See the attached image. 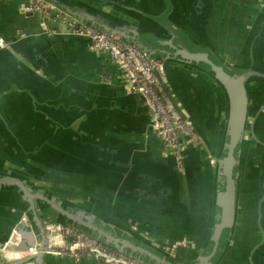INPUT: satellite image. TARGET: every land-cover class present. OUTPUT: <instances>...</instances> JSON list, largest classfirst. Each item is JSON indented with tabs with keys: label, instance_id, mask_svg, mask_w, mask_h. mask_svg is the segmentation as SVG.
Instances as JSON below:
<instances>
[{
	"label": "crops",
	"instance_id": "obj_1",
	"mask_svg": "<svg viewBox=\"0 0 264 264\" xmlns=\"http://www.w3.org/2000/svg\"><path fill=\"white\" fill-rule=\"evenodd\" d=\"M26 1L0 0V37L9 42L0 48V244L12 229L22 246L39 242L20 181L37 193L42 221H63L61 210L86 212L101 229L142 247L159 251L152 242L185 238L178 259L207 255L221 187L208 154L227 146L225 89L196 68L163 62L164 85L203 138L186 147L178 169L152 134L146 105L124 89L108 55L90 50L85 36L47 33L64 26L23 12ZM64 1L156 32L166 33L170 22L224 63L264 73V0ZM247 89L235 222L211 264H264V79L249 80ZM42 264L102 263L45 253Z\"/></svg>",
	"mask_w": 264,
	"mask_h": 264
},
{
	"label": "water",
	"instance_id": "obj_2",
	"mask_svg": "<svg viewBox=\"0 0 264 264\" xmlns=\"http://www.w3.org/2000/svg\"><path fill=\"white\" fill-rule=\"evenodd\" d=\"M48 1L68 15L75 17L78 21L94 24L104 31L117 35L121 40L136 45L138 48L151 55H160L162 58L161 60L167 64L191 66L200 72L206 73L225 89L228 99V115L223 145L225 144V140L228 142L226 147V144L224 145L225 149L223 147L218 152V155L214 156L215 163L218 167L216 171L219 180L218 184L221 186L220 189L216 191L217 207L219 209L218 221L214 223L211 229L209 239L210 251L207 255H197L193 261L187 262L177 257H171L162 250H152L151 246L142 247L101 229L97 224L91 221V215L86 212L61 210V218L63 221L60 220L58 223L66 224L67 222L77 225L81 230L88 233L94 232L97 238L103 240V243L112 244L118 250L128 248L130 253L137 252L138 254L145 255L153 261L152 264H211L220 246V241L222 238L230 236L235 222L238 166L240 163L238 147L240 148L241 143L247 135V125L250 118L247 82L253 79L263 80L264 73L252 69H243L236 64L230 65L224 63L222 59L217 57L214 53L192 43L180 32V30L170 25V22L167 23L168 26L160 24L166 29V33L161 31L156 32L157 30L153 27L141 29L133 22L121 20L115 15L98 8H85L78 4L67 3L64 0ZM120 80L124 87L123 80L121 78ZM161 87L178 114L181 117H186L180 112L177 103L163 82L161 83ZM127 92L138 97L146 105L150 125V113L146 102L139 94L130 91ZM200 137L203 141L201 135ZM16 183L25 195L24 199L28 203L30 215L38 228L39 235V242L36 243L37 252L21 261L32 259L34 264H42V257L46 253L47 239L43 221L41 220L42 213L37 211L33 201L37 193L30 191V189L25 187L23 182L16 181ZM39 197L47 201L44 197ZM47 203H49L50 206L52 205V202L50 203L49 200ZM52 206L55 207L54 209H58V206Z\"/></svg>",
	"mask_w": 264,
	"mask_h": 264
},
{
	"label": "built area",
	"instance_id": "obj_3",
	"mask_svg": "<svg viewBox=\"0 0 264 264\" xmlns=\"http://www.w3.org/2000/svg\"><path fill=\"white\" fill-rule=\"evenodd\" d=\"M23 12H29L43 19V23L58 21L65 27L52 30L46 27L47 33L66 32L85 36L89 39V49L106 53L117 67L119 77L127 91L137 93L146 102L150 113V129L158 138L167 153L171 154L176 167L183 166V153L188 145H198L202 139L188 117H181L162 90L164 77L163 61L136 45L121 40L117 35L104 31L98 26L68 15L48 0H27L22 5ZM62 27V26H61ZM9 42L0 37V48ZM209 162L215 163L214 157L208 154ZM21 216V220H25ZM47 244L46 253L64 255L73 261L87 255L99 260L102 264H149L137 256L106 246L99 238L92 236L73 224L43 221ZM153 244L171 257L177 256L180 247L188 246V240L181 238L167 245ZM37 252V244L22 246L17 229L0 244V258L4 260H23ZM23 264H31L29 260Z\"/></svg>",
	"mask_w": 264,
	"mask_h": 264
},
{
	"label": "trees",
	"instance_id": "obj_4",
	"mask_svg": "<svg viewBox=\"0 0 264 264\" xmlns=\"http://www.w3.org/2000/svg\"><path fill=\"white\" fill-rule=\"evenodd\" d=\"M153 56H155V55H153ZM155 57H157V56H155ZM85 232H86V231H85ZM86 233H88V232H86ZM88 234L97 237V236H96V233H94V232H92V233H88ZM99 239H100V238H99ZM100 240L103 242L102 239H100ZM104 244H105L106 246H108L109 248L116 249L115 246H113L112 244H107V243H104ZM122 251H126V252H129V253H130V250H129L128 248H124V249H122ZM131 254L137 256L138 258H140L142 261H144V262H146V263H149V264H152V263H153V261H152L150 258H148L147 256H145V255L138 254L137 252H131Z\"/></svg>",
	"mask_w": 264,
	"mask_h": 264
},
{
	"label": "flooded vegetation",
	"instance_id": "obj_5",
	"mask_svg": "<svg viewBox=\"0 0 264 264\" xmlns=\"http://www.w3.org/2000/svg\"><path fill=\"white\" fill-rule=\"evenodd\" d=\"M152 243H153V242H152ZM153 248H154V249H157L158 247H156V246L153 244ZM160 250H161V249H160Z\"/></svg>",
	"mask_w": 264,
	"mask_h": 264
}]
</instances>
